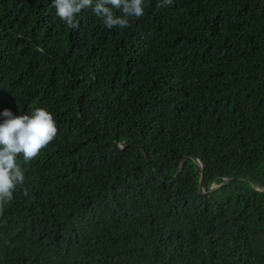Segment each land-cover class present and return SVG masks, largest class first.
I'll list each match as a JSON object with an SVG mask.
<instances>
[{
    "label": "trees",
    "instance_id": "trees-1",
    "mask_svg": "<svg viewBox=\"0 0 264 264\" xmlns=\"http://www.w3.org/2000/svg\"><path fill=\"white\" fill-rule=\"evenodd\" d=\"M161 3L109 30L0 0V113L58 128L19 158L0 264H264V192L209 193L264 186V0Z\"/></svg>",
    "mask_w": 264,
    "mask_h": 264
},
{
    "label": "clouds",
    "instance_id": "clouds-1",
    "mask_svg": "<svg viewBox=\"0 0 264 264\" xmlns=\"http://www.w3.org/2000/svg\"><path fill=\"white\" fill-rule=\"evenodd\" d=\"M174 0H162L161 6L172 5ZM56 16L68 29L79 26L78 14L92 9L103 25L112 30L130 26L131 18H141L145 0H53ZM0 123V214L5 205L14 200L18 186L25 181L24 163L36 159L55 139L58 133L56 120L45 108H37L31 115H14L5 109Z\"/></svg>",
    "mask_w": 264,
    "mask_h": 264
},
{
    "label": "water",
    "instance_id": "water-1",
    "mask_svg": "<svg viewBox=\"0 0 264 264\" xmlns=\"http://www.w3.org/2000/svg\"><path fill=\"white\" fill-rule=\"evenodd\" d=\"M80 114V112H79ZM189 159V157H186L181 163L180 166L177 170V173L175 175V178H178L187 162V160ZM191 159L195 162V164L197 166H199L201 168V180H200V185H199V193L201 195L206 194V191L204 189V165L194 156L191 157ZM234 180H240V181H246L248 183H250L253 187L254 190L259 191V192H264V186H262L260 183H258L257 181L249 178V177H237V178H224L222 183L220 184H213L211 189L209 190V193H213L216 190L223 188L224 186L229 185L232 181Z\"/></svg>",
    "mask_w": 264,
    "mask_h": 264
}]
</instances>
